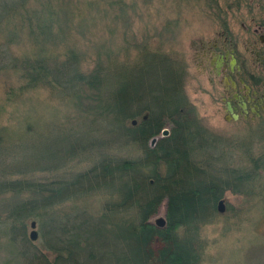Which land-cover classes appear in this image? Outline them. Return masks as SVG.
<instances>
[{
    "label": "trees",
    "instance_id": "trees-1",
    "mask_svg": "<svg viewBox=\"0 0 264 264\" xmlns=\"http://www.w3.org/2000/svg\"><path fill=\"white\" fill-rule=\"evenodd\" d=\"M38 1L0 0V26L19 17L28 27H39L43 21L28 7ZM13 62L8 42L0 43V70L15 66ZM25 73L21 89L45 87L52 95L76 98L83 87H92L98 102L93 109L99 105L115 124L107 131L118 130L123 143L139 155L101 156L87 168L41 178L38 173L50 166L29 161L27 133L8 140L1 132L0 235L24 264H200L199 228L216 219L223 193H264V152L254 157L244 153L243 167L198 160L201 152L218 151L220 144L188 116L181 62L144 52L129 68L84 74L72 58L53 64L41 59L26 62ZM117 75L125 82L115 84ZM134 118L139 121L124 124ZM166 124L168 134L149 144ZM79 146L73 142L51 154V171L58 169L57 153L73 155ZM100 193L114 198L105 200L97 215L80 217L84 208L76 204ZM163 199L165 223L157 228L148 218ZM28 221L37 228L36 243L27 234ZM42 249L53 254L52 260Z\"/></svg>",
    "mask_w": 264,
    "mask_h": 264
},
{
    "label": "rangeland",
    "instance_id": "rangeland-1",
    "mask_svg": "<svg viewBox=\"0 0 264 264\" xmlns=\"http://www.w3.org/2000/svg\"><path fill=\"white\" fill-rule=\"evenodd\" d=\"M251 2L258 0H39L30 3L28 7L36 10L43 21L39 27L34 23L28 27L19 17L0 26V43L8 42L15 61V66L0 70V133L8 140L27 133L23 139L29 161L42 162L46 167L52 166L50 155L58 149L73 142L82 145L74 152L71 150L73 155L70 151L57 153L61 158L56 160L57 171L47 167L38 173L41 178L87 168L101 156L121 159L135 156L138 152L134 146L123 143L118 130L107 131L110 125H115L113 120L99 105L93 109L98 104L94 101L96 90L83 87L75 98L52 95L45 87L21 89L25 64L41 59L53 64L72 58L79 71L97 74L112 66L115 71L129 68L139 62L142 53L155 52L186 66L182 88L189 102L188 116L218 139V151L201 152L200 163L211 159L216 167L247 165L245 154L254 157L264 152V117L223 119L225 111L218 98L221 89L216 82L209 83L208 78L212 76L207 67L204 69L206 58L202 51L214 41L223 40L224 23L232 34L230 38L241 49V40L246 34L240 24L249 18L247 6ZM2 61L9 62L7 58ZM114 80L115 84L125 82L120 75ZM108 91L104 89L105 95ZM132 120L135 123L139 118ZM132 120L124 124L130 127ZM165 127L169 130L170 125ZM81 147L84 150L79 152ZM113 198L104 193L92 195L76 204L84 208L79 216L97 215L103 202ZM221 199L224 212H217L212 223L199 228L200 264H264V193L247 195L225 191ZM164 209L165 199L148 221L154 224L156 219L164 218ZM30 230L27 226V234ZM9 244L8 238L0 235V264H24ZM42 254L52 260L51 252L42 249Z\"/></svg>",
    "mask_w": 264,
    "mask_h": 264
},
{
    "label": "flooded vegetation",
    "instance_id": "flooded-vegetation-1",
    "mask_svg": "<svg viewBox=\"0 0 264 264\" xmlns=\"http://www.w3.org/2000/svg\"><path fill=\"white\" fill-rule=\"evenodd\" d=\"M249 18L240 24L246 35L238 42L224 23L222 41H214L202 51L206 67L212 77L210 84L220 87L223 119H261L264 117V0L247 6ZM203 68V67H202ZM233 114L236 118H233Z\"/></svg>",
    "mask_w": 264,
    "mask_h": 264
},
{
    "label": "water",
    "instance_id": "water-1",
    "mask_svg": "<svg viewBox=\"0 0 264 264\" xmlns=\"http://www.w3.org/2000/svg\"><path fill=\"white\" fill-rule=\"evenodd\" d=\"M233 118H234V119L236 118V115H235V114H233ZM131 123H132V124H135V123H134V120H132ZM167 134H168V129L165 127V128H163V129L159 132V135L154 136L153 138H151L150 141H149V143H150L151 145H153V143L155 142V140H156L157 138H159V137H164V136L167 135ZM216 207H217V212H218V213L221 214V213L224 212V207H223V201H222V199H220V200L217 201ZM164 223H165L164 218H158V219L155 220L154 225L158 228V227H162V226H164ZM29 227L31 228V230H30L28 236H29V238H30L31 240L35 241V240L37 239V234H36V231H35V227H36V226H35V223H34L33 221H31L30 224H29Z\"/></svg>",
    "mask_w": 264,
    "mask_h": 264
}]
</instances>
